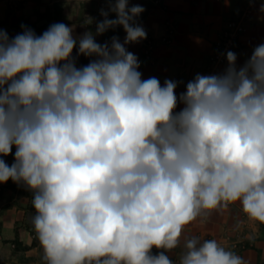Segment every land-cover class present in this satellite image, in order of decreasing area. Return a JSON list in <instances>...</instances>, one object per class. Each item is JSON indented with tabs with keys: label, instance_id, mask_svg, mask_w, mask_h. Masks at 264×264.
Segmentation results:
<instances>
[{
	"label": "clouds",
	"instance_id": "clouds-1",
	"mask_svg": "<svg viewBox=\"0 0 264 264\" xmlns=\"http://www.w3.org/2000/svg\"><path fill=\"white\" fill-rule=\"evenodd\" d=\"M105 3L79 36L64 23L0 28V183L32 193L43 264H174L187 225L237 202L264 224V43L242 66L227 51L222 71L177 95L182 81L142 78L128 51L147 39L145 9ZM118 27L123 42L96 41ZM179 264L245 262L191 236Z\"/></svg>",
	"mask_w": 264,
	"mask_h": 264
},
{
	"label": "crops",
	"instance_id": "crops-1",
	"mask_svg": "<svg viewBox=\"0 0 264 264\" xmlns=\"http://www.w3.org/2000/svg\"><path fill=\"white\" fill-rule=\"evenodd\" d=\"M131 3L145 9L139 23L146 30L147 39L128 45V51L138 57L142 78L157 77L162 85L165 79L182 81L176 89L177 95L186 90L188 81L206 69L212 42L226 20L251 9L246 33L241 39L238 66L245 63L256 46L264 43V11H261L264 0H131ZM107 8L105 0H0V28L14 37L23 31L21 25H24L39 36L52 24L64 23L73 27L74 35L79 36L85 31L95 32L96 23L104 18L100 11ZM89 18L92 23L85 25ZM108 18L114 19L115 15L110 13ZM112 36H118L123 42L125 32L118 27L97 36L96 41L103 44ZM148 44L151 45L149 56L146 55ZM88 63L89 58L83 56L77 60L78 67ZM14 153L15 147L12 154L3 157L8 165L14 162ZM29 192L12 180L0 183V264L16 263L17 253L10 250L15 239L26 247L24 254L36 259L34 264H43L40 244H34L21 222L35 215L26 206L28 199L32 203ZM191 236L201 241L215 239L226 250L241 256L245 263L264 264V224L249 219L239 202L202 214L187 225L181 246L168 253L174 264H179L184 239ZM235 248L244 250L239 252ZM158 251L152 249L154 255Z\"/></svg>",
	"mask_w": 264,
	"mask_h": 264
},
{
	"label": "built area",
	"instance_id": "built-area-1",
	"mask_svg": "<svg viewBox=\"0 0 264 264\" xmlns=\"http://www.w3.org/2000/svg\"><path fill=\"white\" fill-rule=\"evenodd\" d=\"M251 13V9H247L238 19L227 20L223 30L217 35L213 42L211 53V66L203 72V75L215 74L222 71L227 64L226 52L233 51L239 56L242 41L241 38L246 32L245 19ZM163 42L169 41L162 39ZM151 45H147L146 55L149 56ZM36 236V235H35ZM34 236V237H35Z\"/></svg>",
	"mask_w": 264,
	"mask_h": 264
},
{
	"label": "rangeland",
	"instance_id": "rangeland-1",
	"mask_svg": "<svg viewBox=\"0 0 264 264\" xmlns=\"http://www.w3.org/2000/svg\"><path fill=\"white\" fill-rule=\"evenodd\" d=\"M248 9V8H247ZM247 9H245L244 11H242L240 14H239V16H237L236 18H231V19H238L239 17H241L242 16V14L247 10ZM250 16V15H249ZM248 16V17H249ZM247 19L248 18H246L245 19V26H246V21H247ZM227 21V20H226ZM225 24V23H224ZM224 27V26H223ZM223 30V28L221 29V31ZM220 31V32H221ZM246 33V32H245ZM244 33V34H245ZM217 37V36H216ZM216 39V38H215ZM242 39V38H241ZM214 42V41H213ZM213 42H212V46H213ZM243 45V44H242ZM242 45H241V49H242ZM211 50H212V48H211ZM210 58H211V56H210ZM209 58V62H208V64H207V67H206V69L203 71V72H205L206 70H208L209 68H210V66H211V59ZM202 72V73H203ZM201 73V74H202ZM27 195H28V197L30 198H32V193L31 192H29V193H27ZM19 206V205H18ZM27 208H29L30 207V209L35 213V210H34V208H33V206H32V203H30V200L28 199V203H27ZM33 213V214H34ZM30 220L28 221V220H25V221H21V222H24V224L26 225L25 226V229H26V231L28 232V234L30 235V237L32 238V240L34 241V244L36 243V244H39V241H38V238H37V236H35L36 235V233L34 232V227H33V225H32V216H30V218H29ZM35 236V237H34ZM26 249V247H22V243L20 242V241H18V239H15L12 243H11V245H10V250L12 251V252H16L17 253V257H16V263H14V264H34L33 262L36 260V259H33L34 257H31V256H27L26 254H24V250ZM230 251H231V249H229ZM236 250H238L239 252H241L242 250H244L243 248H235V251ZM8 263H10V260H9V262ZM245 264H249V263H245ZM256 264H260V263H256Z\"/></svg>",
	"mask_w": 264,
	"mask_h": 264
}]
</instances>
